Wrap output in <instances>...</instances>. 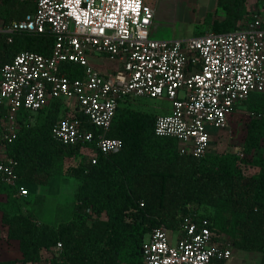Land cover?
Masks as SVG:
<instances>
[{"label":"trees","instance_id":"1","mask_svg":"<svg viewBox=\"0 0 264 264\" xmlns=\"http://www.w3.org/2000/svg\"><path fill=\"white\" fill-rule=\"evenodd\" d=\"M258 3L264 13V0ZM217 7L224 13L221 21L211 22V10L206 15L214 33L236 31L254 19L246 0H217ZM35 8L31 0H2L0 18L6 26ZM53 44L48 33L0 30V70L22 50L48 55ZM79 71L73 64L63 67L69 76ZM241 104L250 115L241 151L209 149L196 157L181 153L177 138L155 134V114L122 101L107 131L122 140V148L100 154L95 164L86 156L71 168L68 162L82 146L52 135L61 101L42 107L33 122L27 119L32 112H21L16 138L4 143L0 133L1 151L16 160L21 181L48 185L70 173L79 185L71 201L57 203L54 220L46 221L45 196L18 195L0 173V212L8 227L0 230V240H18L22 252V258L0 264L36 263L45 254L53 255L50 264H142L143 244L154 228L165 225L174 233L192 212L209 219L213 244L260 252L264 264V91L252 92Z\"/></svg>","mask_w":264,"mask_h":264},{"label":"built area","instance_id":"2","mask_svg":"<svg viewBox=\"0 0 264 264\" xmlns=\"http://www.w3.org/2000/svg\"><path fill=\"white\" fill-rule=\"evenodd\" d=\"M155 1L35 0V11L3 27L9 34L48 33L54 44L48 55L22 50L2 66V141L16 138L21 112H37L60 100L68 111L53 125L54 139L91 148L88 158L95 164L100 154L123 146L120 138L107 136L122 101L165 98L171 110L157 116L155 134L177 138L183 154L204 155L217 140L214 135L230 128V113L252 92L264 91V19L255 14L246 27L233 32L155 38ZM93 55L117 58L121 65L106 75L91 63ZM66 64L76 65L79 75L64 73ZM16 164L1 152L3 180L26 196L29 190ZM209 224L207 217L192 212L174 233L165 225L154 228L143 244L142 264L227 261L233 249L212 243ZM61 246L59 242L57 248Z\"/></svg>","mask_w":264,"mask_h":264},{"label":"rangeland","instance_id":"3","mask_svg":"<svg viewBox=\"0 0 264 264\" xmlns=\"http://www.w3.org/2000/svg\"><path fill=\"white\" fill-rule=\"evenodd\" d=\"M35 1V0H31ZM259 0H246L249 9L260 19H264V13L258 3ZM216 0H156L155 15L151 28L154 32H162L166 39H187L198 33L214 32L212 25L206 21L207 12L211 10V22L221 21L224 13L221 9L215 8ZM4 26L1 24L0 28ZM112 58L105 55H97L92 58L101 71H105L104 63H109ZM113 60V59H112ZM114 63L110 62V68L113 70ZM109 67H107L109 71ZM113 67V68H112ZM123 103L130 104L132 107L143 112H150L156 116L169 113L170 101L165 98H147L131 97ZM67 105H61L59 116L67 113ZM37 113L28 115V120L32 122L36 119ZM230 128L220 132L221 134L216 141L212 142L211 150L215 152H239L246 134V125L250 120L249 112L244 104L238 105L230 113ZM216 135V134H215ZM2 149L0 148V154ZM91 148H81L77 157L68 162L69 167L77 165L82 161ZM69 168V169H70ZM247 172L250 169L246 170ZM56 178V177H55ZM53 187L50 185L29 184L26 187L29 190L28 196L43 195L44 201V220L51 221L56 217L57 203H65L74 198L77 191L79 180L70 173L60 177ZM260 252H245L233 249V255L224 264H260Z\"/></svg>","mask_w":264,"mask_h":264},{"label":"crops","instance_id":"4","mask_svg":"<svg viewBox=\"0 0 264 264\" xmlns=\"http://www.w3.org/2000/svg\"><path fill=\"white\" fill-rule=\"evenodd\" d=\"M1 1L2 0H0V3H1ZM215 8H218L217 7V0H216V5L213 6L212 9H215ZM1 24L4 26L2 19H1ZM2 29L3 28H0V30H2ZM152 36L155 37V38H165L162 32L157 33V32H154L153 30H152ZM95 56H97V55L91 56L90 57V61L96 68L99 69L98 65L96 63H94L93 60H92V58H94ZM112 59H110L111 60L110 62L114 63V65H115V66H113L114 68L112 67L113 70H111V68L109 67L110 66V62L109 63H104V66H106L105 71H101L99 69L102 73L108 75V74H111V73L115 72L120 67L121 62L119 61V59H117V58H112ZM107 67H109V71H108ZM61 105L63 106L62 103H61ZM67 110H68V107H67ZM170 110H171V106H170L169 112H170ZM33 113H37V115H38V111L37 112H33ZM61 176H56V178H54L48 185L51 184L52 187L54 185H56L58 182H60L59 179H60ZM34 185H37V184H34ZM3 198L5 199L6 197L4 196ZM7 229H8V227L5 224L2 223V214L0 212V230L1 231H6ZM55 250L57 251V249H55ZM54 254H55V252H54ZM52 257H53L52 254H45L43 260H41L40 262L27 263V264H50L49 260ZM19 258H22V252L19 249V241L15 240V239L6 240L4 237H2L1 240H0V261H2V260L3 261L4 260H11V259H19Z\"/></svg>","mask_w":264,"mask_h":264},{"label":"snow or ice","instance_id":"5","mask_svg":"<svg viewBox=\"0 0 264 264\" xmlns=\"http://www.w3.org/2000/svg\"><path fill=\"white\" fill-rule=\"evenodd\" d=\"M120 2V0H117V3H119Z\"/></svg>","mask_w":264,"mask_h":264}]
</instances>
